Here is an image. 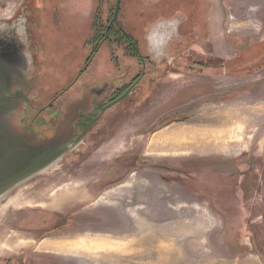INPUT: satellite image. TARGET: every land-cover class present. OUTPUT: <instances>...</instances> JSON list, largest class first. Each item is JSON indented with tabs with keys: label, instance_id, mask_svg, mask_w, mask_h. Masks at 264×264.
Returning a JSON list of instances; mask_svg holds the SVG:
<instances>
[{
	"label": "rangeland",
	"instance_id": "rangeland-1",
	"mask_svg": "<svg viewBox=\"0 0 264 264\" xmlns=\"http://www.w3.org/2000/svg\"><path fill=\"white\" fill-rule=\"evenodd\" d=\"M29 1L0 0V23ZM37 1L35 17L48 26L46 31L35 33L23 59L9 53L1 66L23 69L24 92L41 106L83 66L92 49L91 24L102 28L116 0ZM163 1L122 0L121 23L128 29L144 26L139 45L152 64L150 72L146 69L128 98L106 114L102 138L88 136L66 156L76 165L65 166L61 175L37 188L32 182L22 185L4 207L0 202V264L27 263L33 250L50 251L53 264H264V68L250 74L245 65L233 72L203 64L165 74L155 69L170 62H186L187 68L192 62L216 65L251 58L253 47L264 42V0H190V10L188 2L168 8L161 7ZM159 23L171 27L169 35H162V46L151 33ZM136 63L104 43L79 84L111 83L109 92L96 97L104 101L129 80ZM24 109L23 115L13 111L8 133L31 142L25 126L32 110ZM234 126H241L239 140L220 144L230 149L221 151L206 141L208 133ZM178 127L194 138L187 151L158 144L164 132ZM198 129L207 135L200 136ZM13 145L0 132V179L21 164L5 159ZM73 184L79 194L67 202ZM81 192L90 194L80 197ZM37 204L43 210L67 207V225L60 230L75 237L73 244L64 240L70 242L64 247L61 240L48 239L35 244L30 231Z\"/></svg>",
	"mask_w": 264,
	"mask_h": 264
},
{
	"label": "flooded vegetation",
	"instance_id": "flooded-vegetation-1",
	"mask_svg": "<svg viewBox=\"0 0 264 264\" xmlns=\"http://www.w3.org/2000/svg\"><path fill=\"white\" fill-rule=\"evenodd\" d=\"M185 1H188V4L190 5V0H166L163 1L161 7H173L175 5L181 6V3L185 5ZM32 0L28 2V5H23L22 3L18 5V9L13 12V14L9 17L7 21H4L3 23H0V48L2 49V53L0 54V63L3 57H6L5 55H8L9 53H12L14 55V58L23 59L24 58V47L26 44L29 45L31 42V39L34 37L35 33H39L41 30L43 32L46 31L48 26H45V23L40 19V21H37V17H39L37 10H38V1L34 5L31 4ZM121 4V3H120ZM40 6V5H39ZM182 7H179L178 10H173L175 12L172 13V17L174 18L178 13L179 10H181ZM191 6L189 9L190 10ZM120 11V9H119ZM186 12V10H185ZM184 12V13H185ZM113 14V13H112ZM119 15V12H118ZM186 16V13H185ZM184 19H186V17ZM167 18L162 17L164 19L161 20H169L173 18ZM112 18V15H111ZM110 18V20H111ZM191 21H193V17H188ZM109 23L104 30V33L102 32V28L95 29L93 25L91 24V30L93 32L92 39L90 42V45H92V49L90 50V54L88 58L85 59V63L83 66L79 68V70L76 72L72 80L67 84L66 87H63L59 92L55 93L52 96V99L46 104H43L41 106H37L34 104V101L30 99V97L24 92V86L22 85V80L24 76V73H21V78L16 73H14L12 70V64L7 66V68H4L3 73H0V80L3 81V84L11 82V90H15L18 94V92L23 93L26 98H19L15 103L17 102L18 107L16 106V111H18L21 115L25 113V106L27 109L32 110V114L30 117V121L27 122V125L25 128L31 129V142H28L25 140L21 135L14 136L16 137V140H14V146L17 147V149L20 151V153H29V150L31 151V154L34 156L38 153L43 152L46 149H49L48 154H50L53 150H55L57 147L63 145L64 143L68 142L69 140H75L76 138L80 139L78 141V144L75 146L73 150H71L69 153H66L64 156L59 158L54 164L46 168L45 170H42L38 174H35L32 178H30L25 183L21 184L17 189L22 187V185H27L29 182H32V187L37 188L39 187V183L41 181H49L52 177H56L57 175H61L63 170L66 169L65 166H73L76 165L75 163L68 162V157H66L68 154L73 153L76 151L77 147L84 142V140L89 136H99L98 139H101V132L107 128H105L106 125H103L104 118L106 114L111 111L112 108L116 107L119 103L116 105L110 107L109 109L102 110L106 105L120 97L122 94H124L126 91L128 92V95L125 99L128 98L129 94L131 93L132 89L141 81V79L145 76L146 69L148 72V67L152 64L151 62H147L143 58V52H141L140 45L133 47L135 51L137 52V56L133 57L129 54H125L123 47H117L115 43H108L110 45H115L119 50H121L122 55L124 57H129L134 60H136V68L134 70V73L131 74V77L129 80L125 83H120V85H117L116 88H114L106 100L104 101H98L97 96H102V93L109 92V87L112 86L111 83H109L107 86L105 84H96V83H81L79 84L80 78L89 70V66L93 62V60L96 58L97 52L99 51V48L101 45H103L108 38V31L109 28L114 25H119L120 21L117 16V24ZM183 21V20H182ZM36 23V25L34 24ZM160 26L162 25L159 23ZM154 27L151 30V33H155L158 38L157 44L159 46L163 45V37L162 35H169L171 32V27H167V25L161 26V27ZM172 26L174 30L177 31V28H179V25ZM172 29V30H173ZM160 33V34H159ZM166 37V36H164ZM145 36L143 35V39ZM142 39V42H143ZM166 39V38H165ZM150 41H156L152 38ZM85 43V41H84ZM126 48V46H124ZM154 47L151 46V50H153ZM150 50V51H151ZM29 60H32L31 57ZM31 65V64H30ZM160 65L165 66H158L155 67L160 72L164 71L163 74L168 73L169 71L173 72L172 70H179V69H187L191 70V68H198L200 64L197 62H192L189 64L190 67L184 68L187 63L183 64H175L173 65L172 62L164 63ZM206 67L217 66V70L220 69H226L229 70L228 64L221 63L214 65L212 62H208L205 64ZM238 69H241V63H238L236 65ZM139 67V69H138ZM235 67V66H234ZM16 68V65H15ZM14 68V69H15ZM24 68V67H23ZM154 68V67H153ZM264 68V67H263ZM138 69V70H137ZM203 69V68H200ZM208 70H211L207 68ZM5 70L8 72L4 73ZM23 70V69H22ZM130 70V69H129ZM10 71L12 72L10 73ZM233 72V71H230ZM11 75H10V74ZM170 73V72H169ZM237 74L234 75H241V71L236 72ZM229 74V73H228ZM230 75V74H229ZM79 84V85H78ZM13 86V88H12ZM30 88H32V84L29 85ZM89 95H94L95 98H89ZM64 97L61 101H58L60 98ZM88 99V101H87ZM58 101V102H57ZM20 102V103H19ZM79 103L78 107L76 104ZM87 104V105H85ZM85 105V106H83ZM19 108V109H18ZM70 109V110H69ZM21 110V112H20ZM2 118H5L4 114L1 116ZM18 145V146H17ZM20 147V148H18ZM76 159L71 160V162H76ZM27 164V162H26ZM72 170H75V168H72ZM47 177H50L47 179ZM30 184V183H29ZM17 189L12 190L10 194H8L1 202V207H4V205L7 203L9 198L12 196V194L17 191ZM66 194V193H65ZM64 194V195H65ZM36 208H40V206L37 204L35 205ZM66 206H61L58 208L43 210L40 209H33L32 211V218L34 220V223L32 225L31 229V235H33V240L35 244H39L40 242L47 240L48 241H54V240H61L60 242L64 240H69L70 238L75 237H69L70 233L67 232L66 234H62L66 230H60L63 227L67 225V219L69 216V213L65 214L64 210L66 209ZM74 234V232L72 233ZM76 236L78 233H75ZM45 235H48L46 238ZM60 235V236H58ZM50 251L48 250H41L36 251L33 250L31 252L33 254V257H30V259L27 263L22 260L13 259L10 260L7 264H40L43 260H51V263L53 264L52 259L49 257ZM39 260V261H38ZM40 262V263H38ZM50 262V261H48Z\"/></svg>",
	"mask_w": 264,
	"mask_h": 264
},
{
	"label": "water",
	"instance_id": "water-1",
	"mask_svg": "<svg viewBox=\"0 0 264 264\" xmlns=\"http://www.w3.org/2000/svg\"><path fill=\"white\" fill-rule=\"evenodd\" d=\"M120 3L121 0H116L112 18L110 20V24L115 23L117 24V16L120 9ZM2 53V49L0 48V54ZM7 56V55H5ZM4 68L2 67L0 63V73H3ZM8 71V70H7ZM5 70L4 73L7 72ZM14 73H16L21 78V73H23L22 69L17 70L16 68L12 70ZM10 71V73L12 72ZM12 72V74H13ZM8 73V72H7ZM9 73V74H10ZM11 75V74H10ZM23 77V76H22ZM11 82L10 84L5 83L3 84V81L0 80V132L6 133L7 139L9 142H13L16 140V134L13 136L11 133H8L10 125L8 123V119L13 116L14 110H16L17 101L19 98H26V96L21 93L17 92L15 90H11ZM13 88V86H12ZM129 91H126L124 94H122L120 97L106 105L102 110L109 109L110 107L116 105L117 103L124 100ZM4 114L6 116L5 118H2L1 116ZM80 139L76 138L75 140H69L68 142L64 143L63 145L57 147L55 150H53L50 154H48L49 149L44 150L41 153H38L36 155H32L31 151L29 150V153H20V151L13 145L14 149L12 153H6L5 159L8 160L10 163H12L14 160H19L21 162L18 170H16L11 175L0 179V202L8 195L12 190L17 189L21 184L28 181L30 178H32L35 174H38L42 170H45L52 164H54L59 158L64 156L66 153H69L71 150L75 148V146L78 144V141ZM18 146V145H17ZM20 148V147H18ZM27 162V164H26Z\"/></svg>",
	"mask_w": 264,
	"mask_h": 264
},
{
	"label": "trees",
	"instance_id": "trees-1",
	"mask_svg": "<svg viewBox=\"0 0 264 264\" xmlns=\"http://www.w3.org/2000/svg\"><path fill=\"white\" fill-rule=\"evenodd\" d=\"M121 6H122V0H121V4H120L119 15H118V19L120 21V24L119 25L113 24L109 28L108 38H106L105 42L106 43H115L117 47H123L124 48V51L126 52L125 54H129L133 57H136L137 52L135 51V49L133 47L138 46L139 41H142L143 35H144L143 34L144 33V26H140V24H137V25H134L132 29L126 28V25L121 23V20L119 18L120 12H121ZM112 11H113V7L109 11V12H111L110 17H108L107 21L105 22V25L102 26V32L103 33H104V30L106 29L108 23H109V20H110L111 15H112ZM147 22H149V17H147ZM124 46H126V48ZM250 57L251 58H247L245 60H244V58L241 59V62H226V64H228L229 69L231 68L230 71L232 69L239 70L238 67L236 66L238 63H241V69L244 67L243 65L249 66L248 69L245 71V72H247V74L253 73L256 70L263 68L264 67V42H262V43L260 42L255 47H253V49L251 50ZM197 63L200 65L201 64L205 65L208 62L206 61L205 63H203V62H200V63L197 62ZM221 63H223V62H219V64H221ZM248 64H250V65H248ZM213 67L215 68V66H213ZM251 70H253V71H251Z\"/></svg>",
	"mask_w": 264,
	"mask_h": 264
},
{
	"label": "bare ground",
	"instance_id": "bare-ground-1",
	"mask_svg": "<svg viewBox=\"0 0 264 264\" xmlns=\"http://www.w3.org/2000/svg\"><path fill=\"white\" fill-rule=\"evenodd\" d=\"M212 116V115H211ZM214 118V117H213ZM203 119V118H202ZM205 119V118H204ZM207 120H210V118L209 119H207ZM206 120V121H207ZM235 120V119H234ZM206 123H208V122H206ZM197 124V123H196ZM202 124V123H201ZM204 124V123H203ZM209 124V123H208ZM207 124V125H208ZM206 125V124H205ZM234 125V124H233ZM230 126V125H229ZM236 126V125H235ZM234 126V127H235ZM231 127H232V125H231ZM241 127V126H240ZM240 127L238 126V127H235V129H233V128H230V129H217V130H214L213 132H211V133H208L209 135L211 134V136H210V138H208L206 141L207 142H209V143H214V144H216V146L218 147V146H220V147H218V148H222V150L221 151H223V150H226V149H230V148H223L224 146H226V145H220V144H225V142H229V141H234V140H239V137H240V135L238 136L237 135V133H238V131H240ZM181 127H178V130H171V131H168V132H164V134L160 137V138H158V140H160L159 141V143L158 144H164V145H166V146H168L170 149H175V148H178V149H180L181 151L183 150V151H187L186 149H187V145H188V143L189 142H194V138L193 137H191V132H189V131H187V132H180L179 131V129H180ZM228 128V127H227ZM197 129V128H196ZM196 129H195V131H196ZM213 129V128H212ZM193 129H191V131H192ZM182 131V130H181ZM183 131H185V129L183 130ZM200 131V132H199ZM202 131H204V129H202ZM202 131H201V129L199 130L198 129V132L199 133H201L200 134V136H203V135H207V133H202ZM206 131V130H205ZM209 131H211L210 129H209ZM196 135H198L197 133H196ZM205 141V140H204ZM203 141V142H204ZM205 141V142H206ZM158 142V141H157ZM187 143V144H186ZM195 143V142H194ZM193 143V144H194ZM233 143H235V141L233 142ZM237 143V142H236ZM201 144V143H200ZM203 144V143H202ZM238 144V143H237ZM191 145H192V143H191ZM190 145V147H193L194 148V146H191ZM197 145H199V144H197ZM187 146V147H186ZM205 146H207V145H204V147ZM215 146V147H216ZM210 147V146H209ZM208 147V148H209ZM192 148V149H193ZM199 148V147H198ZM210 148H212V147H210ZM191 149V150H192ZM207 150V149H206ZM193 151V150H192ZM212 151V150H211ZM198 152V151H197ZM184 224V223H183ZM133 245V244H132ZM138 246V245H137ZM128 252V251H127Z\"/></svg>",
	"mask_w": 264,
	"mask_h": 264
},
{
	"label": "crops",
	"instance_id": "crops-1",
	"mask_svg": "<svg viewBox=\"0 0 264 264\" xmlns=\"http://www.w3.org/2000/svg\"><path fill=\"white\" fill-rule=\"evenodd\" d=\"M185 2H188V1H185ZM188 5H189V4H188ZM189 6H190V5H189ZM210 14H211L212 16H214L213 11H212V12L210 11ZM183 20H185L184 17H183ZM70 187H71V189H72V187H75V186H74V184H73V185L70 186ZM73 190H74V191H73ZM71 192L73 193L71 197H66V195H65V200H66L67 202L70 201V200H71L73 197H75L77 194H79V193H77L78 190L75 191V189H72ZM81 193H82V192H81ZM81 193H80V197H82V195H84V197H85L86 194H90V193H86V192H85V193H82V194H81ZM80 199H81V198H80ZM72 240H74V238H70L68 241H70L71 244H73V243H72ZM68 241H67V242H63V241H62L61 246L63 245L64 247H68V246H69L68 244L70 243V242H68Z\"/></svg>",
	"mask_w": 264,
	"mask_h": 264
}]
</instances>
